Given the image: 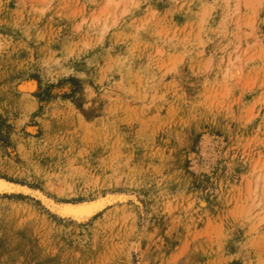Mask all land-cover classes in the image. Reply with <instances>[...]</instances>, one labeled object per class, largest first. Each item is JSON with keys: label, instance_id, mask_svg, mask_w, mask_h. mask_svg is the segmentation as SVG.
<instances>
[{"label": "rangeland", "instance_id": "rangeland-1", "mask_svg": "<svg viewBox=\"0 0 264 264\" xmlns=\"http://www.w3.org/2000/svg\"><path fill=\"white\" fill-rule=\"evenodd\" d=\"M0 179V264H264V0H0Z\"/></svg>", "mask_w": 264, "mask_h": 264}, {"label": "bare ground", "instance_id": "bare-ground-1", "mask_svg": "<svg viewBox=\"0 0 264 264\" xmlns=\"http://www.w3.org/2000/svg\"><path fill=\"white\" fill-rule=\"evenodd\" d=\"M232 65L233 64L229 63V65L227 66L226 70L229 71V72H232V70H235L234 68H236L237 66L235 65L236 67L233 68ZM235 71L238 72L239 69L237 68ZM20 85H21V86H19L20 88H28V89H31L32 87H30V86H33L32 82H28V81L26 83L20 84ZM0 181L3 182L4 184L7 183L8 185L10 183V182L8 183L7 181H5L3 179H0ZM101 204H102V201H100L99 199L98 200L93 199L90 202L89 201H87V202H81L80 201L79 204H76V205L75 204H71V203L70 204L66 203V204H64L62 206L61 210L63 212H79V211H82L81 213H83V210L88 212V210L96 208L97 206H100Z\"/></svg>", "mask_w": 264, "mask_h": 264}, {"label": "water", "instance_id": "water-1", "mask_svg": "<svg viewBox=\"0 0 264 264\" xmlns=\"http://www.w3.org/2000/svg\"><path fill=\"white\" fill-rule=\"evenodd\" d=\"M6 184H4L3 182L0 181V188H4ZM92 209L88 210V212H90ZM82 211L79 212H72L71 214L74 216H82L84 214H86L87 212L85 210H83V213H81Z\"/></svg>", "mask_w": 264, "mask_h": 264}]
</instances>
